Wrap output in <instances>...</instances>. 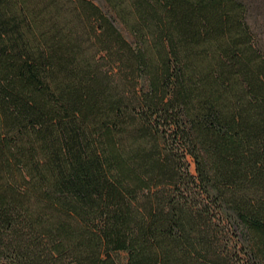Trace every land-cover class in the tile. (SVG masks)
I'll use <instances>...</instances> for the list:
<instances>
[{
    "label": "trees",
    "instance_id": "obj_1",
    "mask_svg": "<svg viewBox=\"0 0 264 264\" xmlns=\"http://www.w3.org/2000/svg\"><path fill=\"white\" fill-rule=\"evenodd\" d=\"M103 1L0 0V264H264L257 1Z\"/></svg>",
    "mask_w": 264,
    "mask_h": 264
},
{
    "label": "rangeland",
    "instance_id": "obj_2",
    "mask_svg": "<svg viewBox=\"0 0 264 264\" xmlns=\"http://www.w3.org/2000/svg\"><path fill=\"white\" fill-rule=\"evenodd\" d=\"M96 5H98L104 12H108L106 4L103 0H91ZM256 9L254 11V16L252 19L253 28L256 31L257 37L260 40L261 46L264 49V0H256ZM116 26L121 30V27L116 23ZM189 171L194 174V166L191 163ZM122 257V255H121Z\"/></svg>",
    "mask_w": 264,
    "mask_h": 264
}]
</instances>
